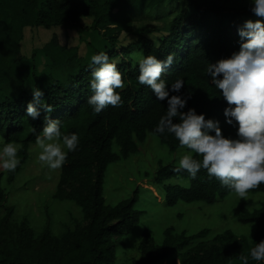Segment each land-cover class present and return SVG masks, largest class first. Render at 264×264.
Returning <instances> with one entry per match:
<instances>
[{
	"label": "trees",
	"instance_id": "1",
	"mask_svg": "<svg viewBox=\"0 0 264 264\" xmlns=\"http://www.w3.org/2000/svg\"><path fill=\"white\" fill-rule=\"evenodd\" d=\"M250 7V0H0V140L22 145L20 164L14 172H7L8 180L13 182L28 161L31 146L43 130L44 117L58 119L62 132L78 134L80 143L61 168L53 199L73 201L83 215L82 222L66 225L60 233L50 225L38 232L27 224L16 226L15 208L6 207L0 216V264H242L240 255L250 256L255 244L264 240V200L255 209L241 201L238 220L253 223L250 236L226 229L209 238L207 229L191 235L170 226L164 229L162 241H157L146 230L138 245L140 258L120 260L119 239L127 229L136 227L142 213L135 209L139 193L113 205L104 196L108 166L136 154L149 135L157 136L172 152L181 148L173 135L154 134L166 114L167 101H158L150 88L138 83L139 67L133 65L141 55L164 60L175 53L163 78L169 86L177 78L184 79L185 85L181 93L171 94H190L184 111L195 108L198 114H206V119L219 120L223 135L236 138V128L226 123L223 114L227 102L205 69L239 51L238 29L245 21L264 20ZM135 14H146L161 26L134 30ZM86 18H92L87 30L103 36V45L89 43L90 51L98 54L105 46L103 52L110 62L121 58L116 62L125 80V87L117 90L123 106H109L99 114L87 103L92 95L90 60L80 55L78 46L62 44L54 34L31 56L22 53L26 28L79 25ZM132 30L135 42L118 50L122 33ZM39 54L50 60L48 76L38 75L35 59ZM36 87L54 110L32 120L26 110ZM115 143L119 152L113 150ZM176 167L160 162L150 183L165 193L167 205L179 201L212 205L232 193L215 178L210 179L206 170L192 179L186 171H174ZM2 176L0 209L6 201ZM172 177L189 180V186L167 184ZM249 192L264 193V184ZM250 264L257 262L250 260Z\"/></svg>",
	"mask_w": 264,
	"mask_h": 264
},
{
	"label": "clouds",
	"instance_id": "2",
	"mask_svg": "<svg viewBox=\"0 0 264 264\" xmlns=\"http://www.w3.org/2000/svg\"><path fill=\"white\" fill-rule=\"evenodd\" d=\"M250 11L264 18V0H250ZM239 51L205 69L211 83L227 102L224 109L226 123L236 128V138L225 137L219 120L206 119L195 108L184 111L191 95L181 93L185 81L177 78L169 86L163 74L176 56L170 53L164 60L155 55H141L138 64L140 85L152 90L158 101H167V111L154 128V134L173 135L181 149L188 152L178 159L176 172L186 171L192 179L206 170L210 179L215 178L229 191L242 200L248 199L250 190L264 184V20H247L238 29ZM159 47V45H156ZM92 95L87 103L97 114L109 106L122 107L123 100L118 89L125 87V80L118 70L117 62H110L103 51L91 56L90 60ZM33 100L27 105L26 115L32 120L42 112L52 113L54 108L42 99L44 92L33 88ZM43 130L36 136L37 159L51 170L61 169L68 154L78 149L80 140L76 133L64 134L62 122L45 116ZM178 121V122H177ZM214 133V135L212 134ZM22 145L0 140V169L14 172L20 160L18 152ZM201 157L197 159L193 156ZM242 264H264V240L256 243L250 256L241 254Z\"/></svg>",
	"mask_w": 264,
	"mask_h": 264
},
{
	"label": "rangeland",
	"instance_id": "3",
	"mask_svg": "<svg viewBox=\"0 0 264 264\" xmlns=\"http://www.w3.org/2000/svg\"><path fill=\"white\" fill-rule=\"evenodd\" d=\"M92 24V18H86L79 25L60 26L52 29L43 27H28L24 31L22 53L31 56L33 50L43 47L54 34L60 37L62 44L78 46L82 57L91 60L94 55L90 51V42L98 46L103 45L101 32L87 30ZM134 30L136 27L161 26L157 20L144 14L134 15ZM89 31V33H88ZM157 36V34H153ZM136 40L133 30L122 33L118 50L130 45ZM103 46V51L107 48ZM116 58L115 61H120ZM39 76H48L51 73L50 60L43 54L35 59ZM113 150L119 152L115 143ZM38 149L32 145L30 157L21 172L13 182L8 180L7 172L0 169L2 188L6 194L4 207L0 209L3 215L6 207H14V223L16 226L27 224L41 232L49 225L56 233H60L66 225L83 221L80 208L73 201H56L53 194L57 189L61 169L51 170L42 165L37 159ZM188 150L178 149L172 152L157 136L149 135L146 142L141 144L139 151L127 160L111 163L108 166L104 184V196L108 204H116L122 200L133 198L137 192L135 209L141 211L136 227L127 229L119 239L118 257L120 260L140 258L138 245L144 232L149 230L157 241H162L164 229L172 226L177 232L196 234L201 230L210 231L208 237L231 229L237 235L250 236L254 231L253 223H243L238 220L241 199L232 192L224 199L214 204L204 202L186 203L179 201L176 205L166 204V196L158 187L150 185L160 162L178 166V159ZM167 184L189 186V180L182 177H172ZM264 200V193H248L246 205L250 209L260 207ZM0 256V260H1Z\"/></svg>",
	"mask_w": 264,
	"mask_h": 264
}]
</instances>
